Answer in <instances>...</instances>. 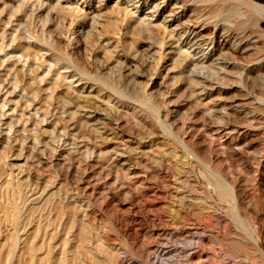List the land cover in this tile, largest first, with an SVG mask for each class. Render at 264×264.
<instances>
[{
    "label": "rangeland",
    "instance_id": "obj_1",
    "mask_svg": "<svg viewBox=\"0 0 264 264\" xmlns=\"http://www.w3.org/2000/svg\"><path fill=\"white\" fill-rule=\"evenodd\" d=\"M0 264H264V0H0Z\"/></svg>",
    "mask_w": 264,
    "mask_h": 264
}]
</instances>
